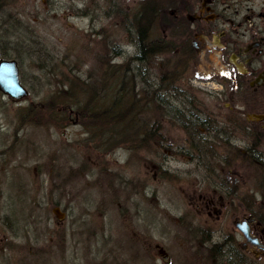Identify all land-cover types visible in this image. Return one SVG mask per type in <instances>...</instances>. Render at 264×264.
<instances>
[{
  "label": "rangeland",
  "instance_id": "1",
  "mask_svg": "<svg viewBox=\"0 0 264 264\" xmlns=\"http://www.w3.org/2000/svg\"><path fill=\"white\" fill-rule=\"evenodd\" d=\"M2 2L13 3L22 22L21 29L27 26L34 29L45 52L43 57L33 59L24 55L25 60L19 62L21 81L29 90L25 98L12 100L0 92V264H64L69 261L70 250L74 264H90V245L80 227L83 223L78 221L84 217L95 224L103 221L107 228L116 231L124 227L127 231L121 236L124 252L130 243L128 238L135 237L138 241L139 235L148 237L151 233L171 257L165 263L157 256L156 264H182V257L185 264H198L195 257L199 244L191 243L196 234L187 235L184 225L202 217L195 203L203 169L191 146L199 142L177 123L174 115L159 107L157 100L162 97L169 106L178 104L181 99L171 97L168 92H184L185 104L212 114L203 116L213 118L226 113L224 100L217 96L221 85L215 80H201L213 73L218 78L221 68L215 54L210 53V59L198 61L192 67L189 73L192 81L180 78L177 83L168 84L160 78L161 74L174 73L172 68L178 62L170 50L163 47L151 54L148 62L135 67L130 59L136 51L126 41L127 35L118 29L109 28L106 32L104 21L98 18L90 23L71 7L73 0ZM9 11L14 13L12 9ZM8 24V30H13L9 19ZM151 37L159 40V35ZM45 60L58 63L62 70L70 65L74 74L47 76L39 70V63L50 64ZM128 73L131 79L126 78ZM71 79L89 82L88 87L99 91L106 103L114 93L111 86L115 80L121 83L123 92L133 86L142 102L150 98L148 106L138 109L136 115L140 120L137 125L146 122V128L153 130L148 144L114 146L105 155L95 154L82 121L74 123V115L66 128H56L45 116H27L22 122L26 107L43 104L58 85ZM189 99L193 100L192 105ZM157 128L165 138L161 143L154 133ZM209 137L211 141L214 134ZM57 202L66 208L72 205L75 216L68 218L78 221L75 231L68 226L69 222L62 224L66 226L62 229L70 234L69 239L76 240V246L66 252L67 247L56 234L53 208ZM148 209L149 212H144ZM28 219L40 222L28 223ZM152 225L155 232L149 230ZM63 252L65 257L61 258ZM42 254L48 255L47 259ZM52 254L58 255L56 261L51 259Z\"/></svg>",
  "mask_w": 264,
  "mask_h": 264
},
{
  "label": "flooded vegetation",
  "instance_id": "2",
  "mask_svg": "<svg viewBox=\"0 0 264 264\" xmlns=\"http://www.w3.org/2000/svg\"><path fill=\"white\" fill-rule=\"evenodd\" d=\"M71 7L90 23L96 18L104 21L106 32L110 28L125 33L126 41L136 51L135 57L144 49L155 48L159 41L178 60L172 68L174 73L161 74L160 78L168 84L177 83L180 78L192 81V67L198 61L210 59V53L215 54L221 68L218 78L213 73L214 76L201 80H215L221 85L217 96L224 100L222 106L227 112L213 118L207 116L213 120L207 124L211 132L206 133L202 124L198 145H191L203 169L195 203L202 217L184 226L187 235L196 234L191 243L199 244L195 257L198 264H264V0H73ZM153 35H159V40L153 39ZM133 63L135 67L145 64ZM168 93L181 99L178 104H170L171 114L172 109L179 110L186 117L192 114L199 120L205 113L212 115L185 104L184 92ZM60 110L56 109L57 113ZM72 113L71 110L63 117V123H54L55 127L66 128L68 122L72 123V115L74 123H81V118ZM81 125L89 136L86 126ZM87 139L94 146L93 153H108L107 139ZM71 207L57 202L53 208L56 234L67 247L64 252L76 246V240L69 239L62 224L69 222L68 226L75 231L80 221L90 245V264H156L157 256L169 263L170 252L156 243L155 234L139 235L138 241L128 238L130 243L124 252V227L116 231L107 228L103 221L95 224L87 217L72 222L74 218H68L75 216ZM149 230L155 232L154 225ZM187 235L185 239L189 241ZM64 252L61 258L65 257ZM68 254L69 261L64 264H74V254L71 250ZM57 258V254H52V260ZM181 260L185 264L183 257Z\"/></svg>",
  "mask_w": 264,
  "mask_h": 264
},
{
  "label": "trees",
  "instance_id": "3",
  "mask_svg": "<svg viewBox=\"0 0 264 264\" xmlns=\"http://www.w3.org/2000/svg\"><path fill=\"white\" fill-rule=\"evenodd\" d=\"M5 3L0 0V53L2 58H15L22 64V61L25 60L24 55L32 59L34 57H43L45 50L38 36L35 34L34 29L28 26L24 28L25 30L21 29L22 22L16 15L17 12L13 9V3ZM9 8L12 9L14 13L9 11ZM6 17L12 21L11 26L13 30L10 29L11 31L6 27V24L9 26ZM161 49L162 47L159 41H157V46L155 48L144 49L141 51L140 55L136 57L133 56L130 60H132V62L139 61L146 63L150 59L151 54L159 52ZM45 62L50 64L42 66V64L39 63L41 67L39 70L44 74L46 73L47 76H58L64 73V77H70L74 74L70 65H66V67H64L65 70H62V67L58 63L48 60H45ZM129 67L130 63L128 62L126 68L128 69ZM109 75L106 78H108ZM126 78H132V76L130 77V73L126 75ZM113 83L111 88L113 87L114 93L112 96L109 95V100L106 103L104 102V97L98 93L99 91L88 87L89 82H79L72 79L68 80L58 85L56 91L49 96L46 102L38 104L37 106L39 108L34 105L26 107L22 115V122L26 121L24 118L27 116L33 118L45 116L51 123H63V117H66L72 110L74 112L72 114H77L81 118L83 125L86 126L87 131L90 132L88 137L96 140L107 139L109 149L114 146L124 145L134 147L137 142L147 145V141L150 140L153 130L146 127L138 128L136 125L140 120H138L136 115H138V109L140 110L142 107L148 106L150 98L142 102L134 93L133 86L123 92L120 89V82L115 80ZM86 86L89 89H87ZM166 89H168V86H166ZM148 92H150V89ZM157 101L159 107L161 106L167 113L169 112V114H171L169 110L170 106L168 102H166V99L159 97ZM188 101L192 105L193 100L189 99ZM58 108L65 109V111H62L60 114L56 113V109ZM172 113L171 115H174V118L178 121L177 123L181 124L184 130L194 138H200L201 130L199 127L202 124H205L204 131L206 133L211 132L208 128L209 125H207L211 123V119L203 115H201L203 118L199 120L192 114L186 117L179 110H175L174 112V109H172ZM56 116L62 118L57 119ZM143 123L145 124L146 122ZM154 133H156L159 143L165 141L164 136L160 134L159 128H157V131L155 130Z\"/></svg>",
  "mask_w": 264,
  "mask_h": 264
},
{
  "label": "water",
  "instance_id": "4",
  "mask_svg": "<svg viewBox=\"0 0 264 264\" xmlns=\"http://www.w3.org/2000/svg\"><path fill=\"white\" fill-rule=\"evenodd\" d=\"M0 92L12 100L25 98L29 90L21 81L17 59L0 60Z\"/></svg>",
  "mask_w": 264,
  "mask_h": 264
}]
</instances>
